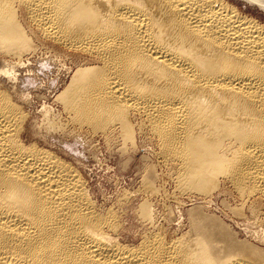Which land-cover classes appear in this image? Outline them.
I'll return each instance as SVG.
<instances>
[{
    "label": "bare ground",
    "instance_id": "bare-ground-1",
    "mask_svg": "<svg viewBox=\"0 0 264 264\" xmlns=\"http://www.w3.org/2000/svg\"><path fill=\"white\" fill-rule=\"evenodd\" d=\"M36 39L52 52L41 62L77 64L59 113L45 107L41 120L16 82ZM138 133L179 193L225 189L241 200L235 214L264 210V21L230 0H0V264H264L260 246L203 206L185 232L159 226L155 167L142 198L124 189L100 206L50 142L117 135L128 147ZM134 204L143 230L131 242L122 214Z\"/></svg>",
    "mask_w": 264,
    "mask_h": 264
},
{
    "label": "rangeland",
    "instance_id": "rangeland-1",
    "mask_svg": "<svg viewBox=\"0 0 264 264\" xmlns=\"http://www.w3.org/2000/svg\"><path fill=\"white\" fill-rule=\"evenodd\" d=\"M230 1L234 2L244 11L249 12L264 21V6H260L257 2L250 0ZM35 41L40 46L37 54L30 56L31 59L26 62L27 66L24 64L18 68L19 70L17 73L20 75L19 78L22 80L17 79L19 81L16 82H20L19 84L21 86L24 85L22 88L26 87V91L30 94L28 101L25 99L24 101L27 102H23V105L26 106L27 110L32 115L36 116L38 120H41L42 117H44L43 109L45 107H50L51 109L53 108L55 113H59L61 106L56 97L70 82L72 78L71 76H73L77 64L70 56L59 53L53 61L48 58V60L42 61L45 63V66L42 67L41 65H44V63H42L41 60L46 59L48 56L50 58V54L52 52H48L49 50L45 45L42 46L41 41L37 39ZM50 51L53 50L50 49ZM53 52L56 53L55 51ZM47 61L48 63H46ZM29 65L32 66L33 70L29 69ZM3 81L7 84L12 83L7 79H4ZM27 83L29 87L27 86ZM139 135L141 134L138 133V141L136 144H127L128 147L124 146V144L120 142L121 140L117 139V135L108 137L112 141H106L104 139L105 136H90V134H85L82 138L77 140L76 138H69L67 143H63L61 140L59 141L61 136L58 135L57 138L54 137L50 139V142H53V146L58 151H63V155L66 153L64 156H66V158L79 168L85 178V181H87L86 183H88L86 184L87 188L91 193H93L94 199L100 206L109 207L115 204L121 193L124 192V189L131 190L135 199L142 198L143 195L140 191L142 192L144 183L143 180H145L148 169L155 167V176L153 180L155 190L152 192L153 194H151L152 196H150V198L153 207L156 210V223L163 229L166 228L169 234L181 233V231L185 232L189 230L191 227L189 209L199 205L198 207L203 206L202 209L207 211V213L209 212L219 215L228 225H230L229 227L237 233V237L239 239H249V242L251 241L258 247L260 246V248L264 251V240L262 237L264 236V221L261 220L264 218V210L262 208H260L258 214L252 216L253 214L250 212V209L248 210L246 207L243 211V215L241 214L240 217L238 214H235L233 210L238 206H241V200L230 190H227L228 192H224L226 191L225 189H218L208 199L206 198V200L205 197L200 194L199 197L198 193H179V191L176 190L174 171H172L170 167L161 164L155 158L153 153L154 146L148 141L142 142V135ZM115 139H117V141ZM122 150L125 151L122 152ZM151 165L153 167H151ZM136 201L137 200H135V203ZM135 205L136 204L128 208L129 210H125V208L120 209L122 210L120 213H123L124 210L126 211L122 214V220L126 227V230L124 228L125 233L128 235V240L131 242L138 240V237L135 236L143 230V227L135 218ZM165 205L168 207L166 208ZM206 205L207 207H204ZM170 216L172 218H170Z\"/></svg>",
    "mask_w": 264,
    "mask_h": 264
}]
</instances>
